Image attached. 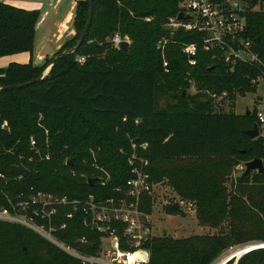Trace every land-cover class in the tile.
<instances>
[{"label":"trees","instance_id":"1","mask_svg":"<svg viewBox=\"0 0 264 264\" xmlns=\"http://www.w3.org/2000/svg\"><path fill=\"white\" fill-rule=\"evenodd\" d=\"M179 0H93L91 22L74 53H62L40 79L0 89V171L10 177L4 191L43 190L82 199L115 194L129 177L130 139L147 141L148 171L154 182L166 181L179 197L192 200L198 223L215 232L151 237L149 264H211L231 246L264 240V135L244 130L257 124L254 110H215L209 92L227 98L254 91L251 77L264 68V10L247 8L245 31L262 64L239 61L233 69L200 46L191 64L182 42H199L202 33L164 25ZM263 0H250V6ZM39 8L0 0V56L32 53ZM88 0H77L75 34L41 64L10 61L0 67V86L39 75L57 53L72 47L85 25ZM150 19H145V17ZM115 32L130 39L127 52L111 41ZM166 37L162 66L159 41ZM84 56L79 61L77 56ZM189 78L197 90H189ZM123 116L126 118L123 119ZM137 119V120H136ZM3 121L7 127H1ZM35 144H30V137ZM72 158L71 163L67 160ZM261 158L263 170L231 168ZM101 183V176L106 177ZM96 176L89 185L86 178ZM230 176V178H229ZM0 192V206L7 205ZM169 213L183 211L166 203ZM147 210H151L147 196ZM59 207L54 234L84 252H95L99 233L82 223L76 211ZM66 221L65 228H59ZM85 234L86 242L79 237ZM77 259L18 222L0 221V264H75ZM237 264H264V247L243 254Z\"/></svg>","mask_w":264,"mask_h":264},{"label":"built area","instance_id":"2","mask_svg":"<svg viewBox=\"0 0 264 264\" xmlns=\"http://www.w3.org/2000/svg\"><path fill=\"white\" fill-rule=\"evenodd\" d=\"M264 10L263 4H253L250 0H179L178 10L168 16L164 25L172 34L177 29L196 30L202 33L199 42H182L181 50L187 55L191 64L196 61L195 55L199 46L211 52L213 57L223 59L230 69L239 61L261 66L262 61L253 49L252 40L245 31V11L247 8ZM179 12H184L187 17H178ZM150 19V17H145ZM126 39L127 35L115 32L111 41L115 46ZM168 38L163 37L159 41L161 52ZM79 61L84 56H77ZM162 66L168 71V61L163 56ZM189 90L196 91L197 87L192 78H189ZM251 81L264 88V68L251 77ZM210 96L214 99H222L227 91H211ZM260 132L264 131V98L256 96L252 108ZM126 117L123 116V119ZM137 120V119H136ZM1 127H7L3 121ZM131 151L127 155V163L130 175L122 185L115 187V194L104 198H97L90 193L82 199L70 198L66 194L35 190L24 193L19 192L15 198L4 191L10 177L0 171V192L7 197V205L0 206V221L18 222L41 234L43 237L57 245L59 248L77 259L75 264H149V249L146 242L157 235L158 226L153 221V188L158 184L151 179L148 167V157L138 148L145 149L147 141L137 142L130 139ZM30 144H35V139L30 137ZM244 169V162L237 164ZM106 177L101 176V183H105ZM147 196H150L151 210H147ZM181 202L191 208L194 207L192 200L182 197ZM70 207L64 215L72 217L79 211L82 223L99 233V244L95 252L88 253L67 243L54 234L56 226L53 220L59 207ZM66 221L60 223L59 228H65ZM85 234L79 237L80 242H86ZM264 247V240H252L229 247L228 253L224 254L222 264H237L238 259L246 252ZM219 257V258H221ZM218 258V259H219ZM217 259V260H218ZM216 259L213 261L214 264Z\"/></svg>","mask_w":264,"mask_h":264},{"label":"rangeland","instance_id":"3","mask_svg":"<svg viewBox=\"0 0 264 264\" xmlns=\"http://www.w3.org/2000/svg\"><path fill=\"white\" fill-rule=\"evenodd\" d=\"M4 1L9 2L10 0ZM76 2L77 0H70L68 2V7L69 5L72 7V12L68 16V23L70 28L73 29L74 26L72 20L74 18ZM74 34L75 29L72 36ZM161 54L162 56H164V51L161 52ZM7 64L8 62H5L3 58L0 57V67L6 66ZM256 96H262L264 98V88L262 84H259L257 86V89H255L254 91H247L245 92V94H237L234 99L227 98V95L222 99L212 98V105L215 110H233L237 113H242L246 109L253 108ZM260 134L264 135V131H262V133L260 132ZM242 170L243 169L237 167V164L233 165L231 168L230 176L235 179V177L240 174ZM153 197V221L155 226H158L157 233L165 232L171 234L172 236H185L192 233L215 232L219 229V227L214 228L210 226L200 225L196 216L195 204H193L194 207L191 206V208H189L185 202H181V200L178 199L179 195L176 192L172 191L171 186L166 181H160L156 186H154ZM166 203H177L183 211V214H179L178 212H167L165 210L166 205H164ZM229 250L230 248L223 251L216 258V260L224 254L228 253ZM222 259L223 257L219 258L214 264L218 263Z\"/></svg>","mask_w":264,"mask_h":264},{"label":"crops","instance_id":"4","mask_svg":"<svg viewBox=\"0 0 264 264\" xmlns=\"http://www.w3.org/2000/svg\"><path fill=\"white\" fill-rule=\"evenodd\" d=\"M4 1V0H3ZM70 0H10L9 2L26 8H39L40 16L36 24V38L32 53L20 51L1 55L5 62H27L41 64L51 57L60 45L74 33L70 28L68 16L71 14ZM75 2V1H74ZM73 23V20H72Z\"/></svg>","mask_w":264,"mask_h":264},{"label":"water","instance_id":"5","mask_svg":"<svg viewBox=\"0 0 264 264\" xmlns=\"http://www.w3.org/2000/svg\"><path fill=\"white\" fill-rule=\"evenodd\" d=\"M92 11H93V0H88V16H87L85 25L82 28V30L78 36L76 43L72 47L68 48L67 50H64L63 52L55 54L50 59L49 63L46 65L45 69L39 75L32 77L30 79L24 80L22 82L8 84V85H1L0 89L19 87V86H22L25 84H29L35 80H38V79L42 78L49 71L54 60L57 57H59L60 55H62V53H74L77 50V48L79 47V45L82 43V41H83V39L87 33L88 27H89L90 22H91ZM178 17L185 18V17H187V14H185L184 12H179ZM128 45H129V41L126 39H122L117 43V47L124 52H127ZM250 111H251L250 109L246 110L247 113H249ZM244 132L248 136H250L251 138H254V137L259 135V129H258L256 123L251 128L245 129ZM71 162H72V158H69L67 160V163H71ZM244 165H245L244 170H243L244 173L249 172L252 169H256L257 171H260V172L263 170V162H262L261 158H252V159L246 160L244 162ZM86 180H87L89 185H93L95 183V181L97 180V177L96 176H88L86 178Z\"/></svg>","mask_w":264,"mask_h":264},{"label":"bare ground","instance_id":"6","mask_svg":"<svg viewBox=\"0 0 264 264\" xmlns=\"http://www.w3.org/2000/svg\"><path fill=\"white\" fill-rule=\"evenodd\" d=\"M222 262H223V259L222 260H220L218 263H216V264H222Z\"/></svg>","mask_w":264,"mask_h":264}]
</instances>
